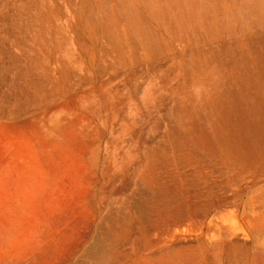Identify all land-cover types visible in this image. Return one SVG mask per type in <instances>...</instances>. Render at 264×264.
I'll return each mask as SVG.
<instances>
[{"label": "rangeland", "instance_id": "374dc122", "mask_svg": "<svg viewBox=\"0 0 264 264\" xmlns=\"http://www.w3.org/2000/svg\"><path fill=\"white\" fill-rule=\"evenodd\" d=\"M0 264H264V0H0Z\"/></svg>", "mask_w": 264, "mask_h": 264}, {"label": "bare ground", "instance_id": "6f19581e", "mask_svg": "<svg viewBox=\"0 0 264 264\" xmlns=\"http://www.w3.org/2000/svg\"><path fill=\"white\" fill-rule=\"evenodd\" d=\"M241 174V173H240ZM232 192V191H231ZM168 196V195H167ZM208 198V197H207ZM236 200V199H235ZM235 202V201H234ZM227 204V203H226ZM188 214V213H187ZM186 216H188V215H186ZM199 217V216H198ZM238 226V225H237ZM170 228V227H169ZM241 228V227H240ZM166 229V228H165ZM238 229V228H237ZM239 230H241V229H239ZM245 232V231H244ZM244 232H242V233H244ZM241 233V234H242ZM155 234V233H154ZM237 234H239V232L238 233H236L235 235H237ZM246 235V234H245ZM246 239H247V236H246ZM249 239V238H248ZM168 242V241H167ZM161 248H162V246H161ZM164 248V247H163ZM162 248V249H163ZM97 251V250H96ZM93 248L91 249V250H88V254L91 256V258L94 260V262H96V263H99L100 262V259H102V258H99V256H98V254H97V252H96Z\"/></svg>", "mask_w": 264, "mask_h": 264}]
</instances>
